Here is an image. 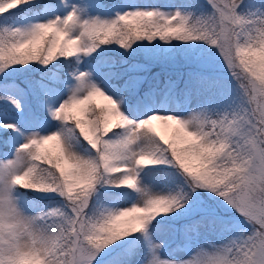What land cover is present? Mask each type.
Here are the masks:
<instances>
[{
    "label": "snow or ice",
    "instance_id": "6c2138e0",
    "mask_svg": "<svg viewBox=\"0 0 264 264\" xmlns=\"http://www.w3.org/2000/svg\"><path fill=\"white\" fill-rule=\"evenodd\" d=\"M0 264H264V0H0Z\"/></svg>",
    "mask_w": 264,
    "mask_h": 264
}]
</instances>
